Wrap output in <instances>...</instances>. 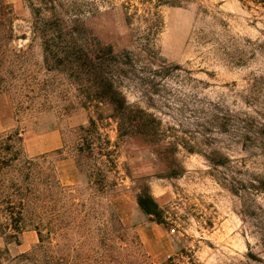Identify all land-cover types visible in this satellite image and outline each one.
<instances>
[{
  "label": "rangeland",
  "instance_id": "1",
  "mask_svg": "<svg viewBox=\"0 0 264 264\" xmlns=\"http://www.w3.org/2000/svg\"><path fill=\"white\" fill-rule=\"evenodd\" d=\"M4 1L15 18L12 38L0 33V83L7 88L0 94V134L12 135L25 156L39 157L43 174L54 172L77 194L90 191L88 174L104 173L114 186L110 201L152 261L175 255L180 264H264V7L237 0L182 7L54 0L68 11L75 36L83 32L92 47L111 44L133 60L120 67L115 84L128 104L152 115L156 130L124 127L120 135L109 106H81L75 76L44 62L30 4ZM127 1L136 12L129 23ZM147 12L159 16L155 31L142 18ZM91 118L115 150L111 159L97 156V148L91 157L78 155L81 127ZM171 159L183 169L165 177ZM12 179L21 186L18 172L4 174L0 198L11 192ZM138 181L148 184L166 224L138 209ZM7 210L0 201V264H17L12 258L29 251L37 233L25 216L17 242L6 238Z\"/></svg>",
  "mask_w": 264,
  "mask_h": 264
},
{
  "label": "trees",
  "instance_id": "2",
  "mask_svg": "<svg viewBox=\"0 0 264 264\" xmlns=\"http://www.w3.org/2000/svg\"><path fill=\"white\" fill-rule=\"evenodd\" d=\"M24 1L30 4L35 17L32 32L41 40L44 62L75 76L78 89L84 93L81 106L96 109L109 106V117L116 122L120 135L124 127L141 130L146 135L154 133L156 128L149 126L148 119L152 115L128 104L115 84L114 75L123 73L120 67L133 61L124 55L126 50L115 52L111 44L92 47V43L81 36L83 32L80 38L75 36V26L67 16L68 11L62 10L61 4L54 0H38L39 4L33 0ZM138 1L182 7L196 0ZM237 1L245 8L264 7V0ZM122 7L129 23L136 12L131 13L129 1ZM152 15L147 12L142 18L153 25L155 31L160 20L157 14L155 18ZM14 18L12 6L0 0V33L6 31L12 38ZM75 24H83V21L76 19ZM5 89L0 83V94ZM81 129L86 133L77 145L78 155L91 157L97 148V156L111 159L115 150L110 147L109 139L101 137L96 121L89 119L88 125ZM16 145L12 135L0 134V185L1 177L8 172L16 171L22 179L21 186L12 179L8 186L11 192L0 198L6 203L8 228L12 230L6 238L17 242L16 235L24 229L25 216L37 233V242L32 248L12 258L17 264H180L175 255L158 262L149 258L134 227L124 224L110 201L114 186L109 185L104 173L88 174L86 189L90 191L77 194L73 187L63 185L54 172L43 174L38 168L39 157L25 156ZM214 164L222 165V162ZM182 169L181 164L171 159L165 164V177L177 176ZM81 171L78 169V173ZM134 188L140 212L157 224H166L165 211L151 195L148 184L138 181Z\"/></svg>",
  "mask_w": 264,
  "mask_h": 264
}]
</instances>
